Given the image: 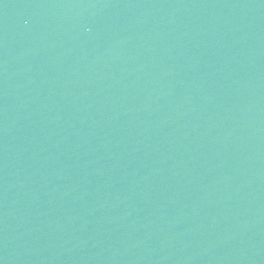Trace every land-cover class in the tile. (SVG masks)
Here are the masks:
<instances>
[{
  "label": "water",
  "instance_id": "water-1",
  "mask_svg": "<svg viewBox=\"0 0 264 264\" xmlns=\"http://www.w3.org/2000/svg\"><path fill=\"white\" fill-rule=\"evenodd\" d=\"M0 264H264V0H0Z\"/></svg>",
  "mask_w": 264,
  "mask_h": 264
}]
</instances>
